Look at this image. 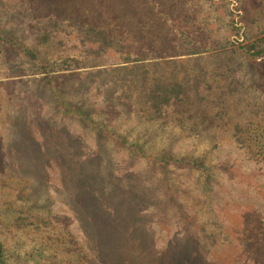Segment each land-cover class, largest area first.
Returning a JSON list of instances; mask_svg holds the SVG:
<instances>
[{
	"label": "rangeland",
	"instance_id": "obj_1",
	"mask_svg": "<svg viewBox=\"0 0 264 264\" xmlns=\"http://www.w3.org/2000/svg\"><path fill=\"white\" fill-rule=\"evenodd\" d=\"M76 22L108 25L123 50L86 52ZM0 33L51 67L88 65L55 74L59 108L18 45L0 44L10 264H264V58L242 48L264 35V0H0ZM157 81L185 100L156 111ZM186 156L207 168L162 160Z\"/></svg>",
	"mask_w": 264,
	"mask_h": 264
},
{
	"label": "trees",
	"instance_id": "obj_2",
	"mask_svg": "<svg viewBox=\"0 0 264 264\" xmlns=\"http://www.w3.org/2000/svg\"><path fill=\"white\" fill-rule=\"evenodd\" d=\"M60 21L61 20L57 17H52V23L50 24L52 28H50L46 32L44 40H55L57 36L56 34L58 33V28L55 29L54 27H57L56 25H59ZM72 26H74V28H71L70 32L68 31V33L70 35L74 34L79 38V41L82 43V46L85 47L86 52H94L97 56H100L102 53L107 52L111 48L116 50H123L122 37L113 34L109 30L108 25L105 27H98L95 25L87 24L85 22H76ZM62 40L60 41V43L65 42ZM0 44L1 46H7L6 50L11 44L18 45L20 50L28 56L29 60L33 62L34 65H36L35 71L37 70L38 72L44 74L46 82H49L52 90L56 94L57 107L59 108H62L64 104L59 100L58 83H56L55 81V74H57L58 72H65L66 70H78V68L85 69L88 66L86 64L82 65V62L76 57H69L72 58L70 61L75 62V67H72V63H70V61H67V59H65V61L60 65L51 67L48 61L41 60L40 53H38L36 50L28 48L24 43L18 42L16 39H10L9 37L2 35L1 33ZM242 48L244 49L243 51H245L246 54L251 55L254 58H264V35L257 37V39L250 45H243ZM127 58L125 60L126 62L133 60L130 59V55H127ZM92 66L97 67V65ZM70 73L73 74V71H70ZM184 100L185 87L180 82L157 81L148 88L146 93V101L159 113H161L163 109H166L170 106L181 104ZM76 113L79 114L78 116L83 121H86L87 123L92 122V118L90 115H82L77 110ZM99 124V122H96L94 127H96L102 135L109 137L117 142L121 140V138L117 137L114 132L106 129V127L104 126H100ZM121 142L122 144H128V142L126 143L125 139L121 140ZM132 146L133 148H139V145L137 144H134ZM162 160L167 164H171L173 162L178 165L195 166L205 169L207 168L205 167L203 162H200L199 160L191 158L189 156L178 159L162 157ZM77 249L81 251L80 248ZM8 257L9 254H7L6 252V246L3 242L0 241V264H10V262L8 261Z\"/></svg>",
	"mask_w": 264,
	"mask_h": 264
}]
</instances>
